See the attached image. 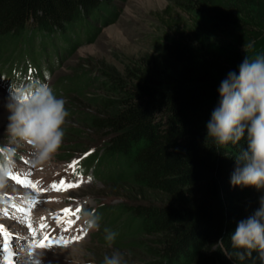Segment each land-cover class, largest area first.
I'll return each instance as SVG.
<instances>
[{"label": "trees", "instance_id": "16d2710c", "mask_svg": "<svg viewBox=\"0 0 264 264\" xmlns=\"http://www.w3.org/2000/svg\"><path fill=\"white\" fill-rule=\"evenodd\" d=\"M107 1L0 0V40L6 48L25 38L17 44L26 55L20 51L16 60L26 62L34 48L44 56L43 44L55 50V34L69 44L65 32L99 16ZM165 2L163 14L174 11L185 20L172 39L152 43L121 71L95 69L84 80L76 73L57 89L84 97L94 84L99 94L85 99L91 112L69 111L80 129L104 139L85 161H109L97 167L102 182L124 184L147 202L112 207V222L126 219L111 229L117 233L111 248L135 264H259L239 260L230 241L237 221L252 214L264 195L230 184L234 157L246 143L220 146L205 137L220 82L263 35L264 0ZM144 194L160 196V204ZM98 243L108 245L105 231Z\"/></svg>", "mask_w": 264, "mask_h": 264}, {"label": "rangeland", "instance_id": "374dc122", "mask_svg": "<svg viewBox=\"0 0 264 264\" xmlns=\"http://www.w3.org/2000/svg\"><path fill=\"white\" fill-rule=\"evenodd\" d=\"M165 4V0H108L107 3L101 5L99 16L88 18L87 22L79 23L71 31L65 32L63 37L69 44L61 42L56 34L51 38L52 44L56 43L54 46L59 50L58 53L56 52L59 57L57 56L54 61L55 66L53 63L54 58L50 56L53 55L56 49L53 50L49 47L51 43L48 46L43 44V47H45L43 48L44 58H49L48 60L44 59L47 65L42 67V70L49 71L44 81L50 83L58 97L65 99L68 112L72 109L75 112H91L85 99L93 94H99L94 90V84L91 82L84 91L86 94L84 97L79 96L74 90L67 91V89V92H57L59 85H64V81L70 76L77 73L80 75V79L83 78L82 80H84L83 74H89L95 69L112 68L121 71L124 65L146 53L152 43L172 39L176 24L183 23L185 20L184 17L178 16L174 11L163 14L162 10ZM84 30L86 31L84 32ZM24 39L14 38V43L12 41L6 48L0 40V67L9 60H16L15 56L20 51L26 55V49L17 44L25 41ZM38 42L35 40L34 46ZM38 49L40 50V48ZM39 50L34 48L35 55L32 56V60L38 58L37 53ZM261 54H264V32L262 37L245 52L244 57L253 59ZM29 59L31 61V58ZM19 60H17V64ZM23 61L22 59L21 62ZM238 65L232 67L231 70L233 68L238 69ZM19 67L15 65L13 69L18 70ZM10 82H22V80H9L7 76L4 77L5 86L0 83V144L6 143L5 127L8 113L4 105ZM68 128L70 133L65 134V136L71 140L74 139V142L63 139L58 152L43 166H37L38 169H33L34 167L28 158V147L18 148L17 166L23 173H31L30 176H25L30 178L50 175L75 159L86 158L87 154L95 148L98 149L104 141L99 133L80 129L76 123V115L69 114L64 130ZM73 134H76V137H73ZM96 164L97 167H107L110 163L99 158ZM11 181L12 177L8 180L7 185L0 189V225L6 230L7 235L11 238L14 236V240L12 239V252L15 255L20 256L24 251L23 246L26 244L25 238L27 235L21 217L31 218L32 216L58 214L65 209H72L74 212L80 211L79 213L82 214H80L78 220L74 221L73 218L69 220V222H72L73 230L79 229L76 227L82 224L83 214L86 210L89 212L94 210V214L100 217L99 229H82L76 235H80L76 242L47 248H36L44 253L45 264L102 263L104 256L106 254L111 255L113 249L108 245L98 243L99 237H103L106 226L109 227V230L114 227H121L126 219L125 216L120 215L112 222V207L118 205L132 207L147 203L143 201L135 189L121 183L113 185L104 181H91L90 183H83L82 186L76 189H66L55 194H39L30 197L24 187H17ZM150 195L144 194L145 199L149 197L150 200L153 199L152 202L155 204H160V196ZM9 200L13 204H9ZM20 208H23V211H20ZM121 255L123 258L125 257V254ZM124 260L126 264H135L134 261L130 263L128 256Z\"/></svg>", "mask_w": 264, "mask_h": 264}, {"label": "clouds", "instance_id": "9594fccd", "mask_svg": "<svg viewBox=\"0 0 264 264\" xmlns=\"http://www.w3.org/2000/svg\"><path fill=\"white\" fill-rule=\"evenodd\" d=\"M66 101L56 95L50 83L40 79L10 82L4 105L8 116L6 143L0 144V189L16 170L18 148L27 146L33 167L43 166L60 149L65 136L64 126L69 116ZM220 146L246 147L234 157L230 177L233 188H255L264 192V54L253 59L245 57L237 70H230L220 82L218 102L206 123V137ZM100 217L85 211L86 229H99ZM109 247L117 233L105 228ZM222 239V238H221ZM232 248L241 261L246 258L264 264V195L259 207L237 221L230 233ZM255 254V256L253 255ZM20 264H45L42 251L32 248L19 256ZM102 264H126L119 251L105 255Z\"/></svg>", "mask_w": 264, "mask_h": 264}, {"label": "snow or ice", "instance_id": "6c2138e0", "mask_svg": "<svg viewBox=\"0 0 264 264\" xmlns=\"http://www.w3.org/2000/svg\"><path fill=\"white\" fill-rule=\"evenodd\" d=\"M23 175H27V176H30L31 175V173L29 172V173H23ZM13 176V175H12ZM11 176V177H12ZM28 183V185L30 186V187H35V185H33V184H31V182L30 181H28L27 182ZM20 211H23V208H20L19 209ZM3 229V226L2 225H0V230H2ZM82 238V237H81ZM24 250H31L32 248H34L35 247V245H33V244H25L24 246ZM41 247H51V245H41ZM4 251L5 252H9V238H8V236H5V243H4ZM10 255H12V254H10ZM6 264H13V260L12 259H9L7 262H6ZM14 264H20V257H19V255H15V257H14ZM29 264H32V261H31V259L29 260Z\"/></svg>", "mask_w": 264, "mask_h": 264}, {"label": "bare ground", "instance_id": "6f19581e", "mask_svg": "<svg viewBox=\"0 0 264 264\" xmlns=\"http://www.w3.org/2000/svg\"><path fill=\"white\" fill-rule=\"evenodd\" d=\"M22 63H25V62H24V61H23V62H21V63L19 64V66H20V67H21V66H23V64H22ZM19 66H18V67H19Z\"/></svg>", "mask_w": 264, "mask_h": 264}]
</instances>
